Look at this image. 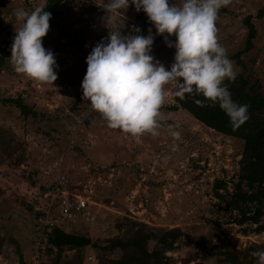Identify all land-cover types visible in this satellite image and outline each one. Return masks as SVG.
Segmentation results:
<instances>
[{"label":"rangeland","instance_id":"1","mask_svg":"<svg viewBox=\"0 0 264 264\" xmlns=\"http://www.w3.org/2000/svg\"><path fill=\"white\" fill-rule=\"evenodd\" d=\"M43 1L23 6L0 0V50L22 24L13 11L31 12ZM171 2L180 5L182 0ZM102 3L65 0L59 15L49 20L42 46L55 57L53 82H38L15 72L10 59L0 73V98L20 95L43 114L22 119L16 109L0 104V264H31L37 234L30 204L59 173L71 190L86 191L93 202L90 217L71 225L68 233L101 244L118 234L115 224L123 217L155 229L178 228L184 236L172 251L170 264H222L216 253L225 248L243 251L256 245L264 249V231L244 233L231 223L233 213L213 196L217 180L232 190L242 141L208 129L185 110L171 111L174 82L164 86L156 135H131L108 127L83 97L85 58L101 38L107 39ZM262 8L264 0H230L219 10L216 28L236 73L252 76L264 95V15L257 18ZM121 11L111 27L120 28L122 35L130 33L132 26L139 27L140 35L151 28L150 54L167 68L174 55V48L164 42L167 34L156 35L143 11L136 12L131 4ZM248 16L256 38L239 66L231 57L244 47L243 21ZM168 39L174 41L175 36ZM172 131H179V138ZM196 251L205 257L193 258ZM38 253V264L55 259L44 247ZM77 255L62 253L60 264H98L101 253L87 248ZM119 255L106 253L112 259Z\"/></svg>","mask_w":264,"mask_h":264},{"label":"clouds","instance_id":"2","mask_svg":"<svg viewBox=\"0 0 264 264\" xmlns=\"http://www.w3.org/2000/svg\"><path fill=\"white\" fill-rule=\"evenodd\" d=\"M230 0H103V20L108 28L107 39L101 38L85 58L86 71L81 81L83 97L93 111L110 128L131 135L157 134L160 108L164 102V86L176 84L175 95L203 97L193 102L210 101L229 118L235 128L248 119V105L232 99L228 84L236 78L233 62L218 41V12ZM131 4L136 12L143 11L156 35L167 34L164 42L174 48L171 64L155 60L151 55L152 29L140 35L139 27L121 34L111 27L114 18ZM21 26L15 30L10 48L13 70L38 82H53L57 76L55 57L42 46V37L49 29L50 12L42 6L26 12L13 11ZM175 36V40L168 37ZM178 127V125H177ZM171 135L179 138V131ZM254 264H264V249L252 251Z\"/></svg>","mask_w":264,"mask_h":264},{"label":"trees","instance_id":"3","mask_svg":"<svg viewBox=\"0 0 264 264\" xmlns=\"http://www.w3.org/2000/svg\"><path fill=\"white\" fill-rule=\"evenodd\" d=\"M64 1L45 0L43 8L50 12L51 18H55L59 15ZM263 15L264 8L258 11L257 18H262ZM251 20V16H248L243 21L247 31L243 49L231 57L239 66H243L242 58L253 49L256 38V28ZM44 41L45 36L42 37V44ZM11 43L12 41L7 42L0 50V73L6 68L7 61L10 59ZM225 83L228 84L234 101L248 105V119L238 127L234 128L231 125L229 118L218 104L210 101L196 104L193 101L203 100V97L187 96V94L184 99H180L175 95L176 86L173 95L174 104L169 109L171 111L185 110L208 129L242 141L243 150L238 161L235 180L232 182V190L227 189L226 182L217 180L213 188V196L224 205L226 210L233 213L231 223L242 227L244 233L249 229L263 232L264 95L259 83L245 73L237 74L235 80L225 81ZM0 104L16 109L22 119H37L43 116L33 107L28 106L20 95L14 98H0ZM220 190L223 192L221 193ZM30 211L34 218L35 214L31 205ZM115 229L118 232L116 236L99 244L93 242L88 236L51 228L45 232L42 248L44 247L47 254H55L51 264H60L61 255L66 251H74L78 256L77 254L87 248L96 249L101 253L98 264H170L171 259L166 257L165 253L176 250L184 236L178 228L155 229L127 217L118 220ZM257 249L260 247L253 245L243 251L221 250L216 255L220 257L222 264H253L254 258L250 253ZM115 252L120 254L119 258L112 259L106 256V253ZM200 252L196 251L193 258H204L205 255Z\"/></svg>","mask_w":264,"mask_h":264},{"label":"built area","instance_id":"4","mask_svg":"<svg viewBox=\"0 0 264 264\" xmlns=\"http://www.w3.org/2000/svg\"><path fill=\"white\" fill-rule=\"evenodd\" d=\"M15 5H31L33 0H6ZM93 204L89 194L71 190L59 173L55 180L38 193L37 200L30 205L35 214L37 250L31 264H38V248L42 247L46 230L51 228L66 231L71 225L90 217ZM41 245V246H40ZM166 257H173V252H166Z\"/></svg>","mask_w":264,"mask_h":264},{"label":"water","instance_id":"5","mask_svg":"<svg viewBox=\"0 0 264 264\" xmlns=\"http://www.w3.org/2000/svg\"><path fill=\"white\" fill-rule=\"evenodd\" d=\"M227 245H229V243H227ZM226 250H227V248L224 249V251H226Z\"/></svg>","mask_w":264,"mask_h":264},{"label":"crops","instance_id":"6","mask_svg":"<svg viewBox=\"0 0 264 264\" xmlns=\"http://www.w3.org/2000/svg\"><path fill=\"white\" fill-rule=\"evenodd\" d=\"M44 3H45V0L43 1L42 7H43Z\"/></svg>","mask_w":264,"mask_h":264}]
</instances>
